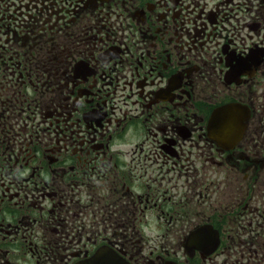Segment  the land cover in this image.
<instances>
[{
  "label": "flooded vegetation",
  "instance_id": "1",
  "mask_svg": "<svg viewBox=\"0 0 264 264\" xmlns=\"http://www.w3.org/2000/svg\"><path fill=\"white\" fill-rule=\"evenodd\" d=\"M0 264H264V0H0Z\"/></svg>",
  "mask_w": 264,
  "mask_h": 264
},
{
  "label": "water",
  "instance_id": "2",
  "mask_svg": "<svg viewBox=\"0 0 264 264\" xmlns=\"http://www.w3.org/2000/svg\"><path fill=\"white\" fill-rule=\"evenodd\" d=\"M227 114H228V115H232V114H233V111H232L231 108L227 110ZM228 127H232V128L237 129V124H235V123H231L230 125H228Z\"/></svg>",
  "mask_w": 264,
  "mask_h": 264
},
{
  "label": "bare ground",
  "instance_id": "3",
  "mask_svg": "<svg viewBox=\"0 0 264 264\" xmlns=\"http://www.w3.org/2000/svg\"><path fill=\"white\" fill-rule=\"evenodd\" d=\"M238 115H240V113H236V117H238Z\"/></svg>",
  "mask_w": 264,
  "mask_h": 264
}]
</instances>
